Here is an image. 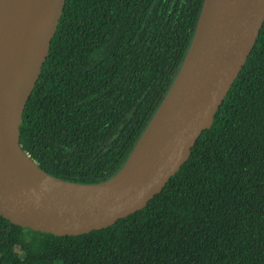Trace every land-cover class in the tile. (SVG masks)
<instances>
[{"label": "trees", "instance_id": "trees-1", "mask_svg": "<svg viewBox=\"0 0 264 264\" xmlns=\"http://www.w3.org/2000/svg\"><path fill=\"white\" fill-rule=\"evenodd\" d=\"M204 0H67L20 141L56 177L124 165L173 83ZM0 264H264V22L188 160L115 224L58 236L0 215Z\"/></svg>", "mask_w": 264, "mask_h": 264}, {"label": "water", "instance_id": "water-1", "mask_svg": "<svg viewBox=\"0 0 264 264\" xmlns=\"http://www.w3.org/2000/svg\"><path fill=\"white\" fill-rule=\"evenodd\" d=\"M66 1L0 0V215L24 228L75 236L142 210L180 170L254 48L264 0H204L160 106L122 168L98 183L49 174L20 141Z\"/></svg>", "mask_w": 264, "mask_h": 264}]
</instances>
